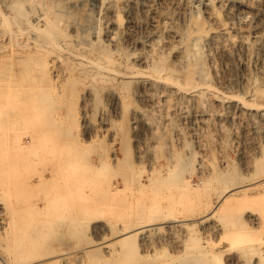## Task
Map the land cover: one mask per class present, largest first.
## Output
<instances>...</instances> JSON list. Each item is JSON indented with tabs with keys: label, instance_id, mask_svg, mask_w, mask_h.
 I'll list each match as a JSON object with an SVG mask.
<instances>
[{
	"label": "rangeland",
	"instance_id": "1",
	"mask_svg": "<svg viewBox=\"0 0 264 264\" xmlns=\"http://www.w3.org/2000/svg\"><path fill=\"white\" fill-rule=\"evenodd\" d=\"M10 1L13 7L7 6ZM57 1L73 5L96 21L99 19L103 31L110 26H106L110 19H119L122 28L128 16L135 14L136 39L129 44L122 41L124 49L131 58L147 54V64L167 58L164 62L175 76H183L184 69L179 67L182 64H178L175 53L187 47L189 34L196 33L197 28L200 31V25L212 26L218 31V23L212 22L209 11L215 9L218 17L226 21L232 38L242 41V45L231 48L227 45L229 38L219 34L216 38L222 42L215 39L209 46L211 53L205 62V76L195 73L194 82L180 76L177 78L180 87L164 83L169 89L160 92L158 88L149 105L133 102V105H142L146 122L142 141L147 151L144 161L137 164L135 137L129 129L130 155L139 168L135 166L126 180L111 169L105 174L91 172L86 181H82L86 183L83 190L57 193L51 176L41 171L51 166L49 153L42 155L37 151L36 155V147L24 150L22 145L15 144L20 153L27 155L24 158L21 154L17 159L11 150L13 157L5 166L10 167V172L0 179V264H264V0H214L216 2H211L208 8L199 4V0H146L147 4H136L132 14L125 0H116V11L112 13L106 9H88L81 0H0V8L9 15L6 20L0 15V44L7 43L6 33L13 27L23 26L26 34L35 31L27 19H34L32 23L38 27L43 23L35 20L38 15L49 9L62 13ZM232 4H235L234 14L228 11ZM14 16H18L17 24ZM82 18H76V28L67 26V30L81 28ZM256 35L260 36L259 41H254ZM159 39H164L162 44ZM222 45L225 50L221 49ZM12 48L15 49V45ZM8 49L10 47L0 48V129L4 131L0 136L9 146L22 137L30 141L40 128L42 111L37 110L32 99L37 88L62 82L51 78L40 81L38 72L43 67L54 75L51 64H4ZM62 66L58 69L63 70ZM204 83L211 84L212 90L204 89ZM193 85L204 92L192 91ZM90 97L78 100L77 107L85 104L87 117L93 119L98 128L104 100ZM163 97L168 99L165 101ZM51 108L56 109L54 105ZM170 110H174L173 113ZM109 135L102 131L92 140L87 136L85 144L93 151L109 143ZM3 150L0 146V162ZM149 175L156 179L155 183L147 179ZM75 217L79 220H74ZM144 221L146 228H138ZM33 225L38 226L39 235L19 239L16 243L13 234L30 233ZM132 230L134 234L128 236ZM29 257L33 258L23 260Z\"/></svg>",
	"mask_w": 264,
	"mask_h": 264
},
{
	"label": "bare ground",
	"instance_id": "2",
	"mask_svg": "<svg viewBox=\"0 0 264 264\" xmlns=\"http://www.w3.org/2000/svg\"><path fill=\"white\" fill-rule=\"evenodd\" d=\"M148 1H146V0H139V1L138 0H125L124 4H125V6L127 5L128 11H131L130 13L132 14V12L134 11V8H135L134 6L136 4H138V3L139 4H145V3L147 4ZM205 1H207V0H205ZM211 2L215 3L216 1L209 0L207 2H201L199 0L198 3L203 4L205 8H208L209 6H207V5H210ZM8 3H9L7 5L8 7L14 6V4L11 1ZM80 3L82 5L84 4L85 6H87L88 9L89 8H92V10L94 8H99V9H103V10L106 9V10L110 11L111 13L115 10V8L118 4V2H116V0H81ZM188 3H190V1ZM56 5L60 7L59 10L62 13H57V12L53 13V10L49 9L45 12V14L38 15L35 18V20H37L38 22H43V23H40L41 25L38 27L32 23L34 19L33 20L27 19L31 25L30 27H32L35 31H33V32L28 31L26 34L25 33L26 28H23V26H18L16 28L13 27L12 29H9V31L6 33L7 38H8L7 43L0 44L1 49L4 46L10 47V49H8L9 51L7 52L8 57L3 59L4 64H43L44 66L46 64H51V68H53V70H54V75L51 76L50 73L47 71V69L45 67H43L38 72V76H40V78H39L40 81L51 78V79L56 80L58 82L59 81L62 82L60 85H57V86L52 84L51 86H48V87H41V86H40V88L36 87L37 91H36V94L32 97V99H35L34 102L36 104L37 110H40L42 112H41V116L39 118L40 119V123H39L40 128L37 129L38 132L36 130V133H34L33 136L29 134L30 136L33 137L31 139V140H33V142H30L31 140L27 141L22 137L23 139L18 138V141L16 140V142H14L13 145L8 146V143L5 141V139L3 138L4 140H2V138L0 136V146L4 147V150H3V156L4 157L2 159V162H0V179H1V177H4L6 173L10 172V167L8 169V167L6 168L5 166L7 164V161L11 157H13L12 154H11L12 156H10L11 150H13L14 156L16 158L18 157L17 159L20 158L19 155H21V154L23 155L24 158L27 155L26 153H24V154L20 153L18 147L15 146V144L22 145L24 150H29L31 147H36V149H35L36 151H34V152H36L35 153L36 155L38 154L37 151L42 155L44 153H46V151L49 153V155H48L49 157H47V158H49L48 163H50L51 166L49 168L45 167L41 171H42L43 175L51 176V178L53 179V181L55 183V190H57L56 191L57 193L58 192L76 193L78 191L83 190L85 188V186L83 184L86 185V183L85 182L83 183L82 181H86L85 178H87L88 175L91 174V172L95 175H98L100 173L105 174L107 169H111V170H113V172H115L114 174H116V175L119 174V175L123 176L125 179L128 174L130 175V173H132L134 171L135 166H137L136 162L134 163L132 161V158L130 155L129 129L133 130L134 134L131 133V135H134V137H135L134 148L136 149V151L138 153V155H137L138 156L137 157L138 163L137 164L142 163L144 161L146 151H147V150L146 151L144 150V146H143L144 144L142 141V140H144V134H145V128H146L145 127L146 122H144L143 117H142V105L144 104L143 102L147 103L146 105H149L148 103L152 102L150 100L153 99L155 92L158 88H159L160 92L167 91L169 88L166 87V85H164V83H166L168 85H170V84L175 85V86L177 85L178 87H180V84H179L178 79H177L180 76L185 77V80H188L191 82L195 81V79H196L195 73H197V72H199L201 75L205 76L206 75L205 62H206V60H208L207 57L211 53V52L209 53V50H210L209 46L214 42L215 39H217L216 37H218L219 34L229 38V39H227L228 40L227 45H229V47H231V48L236 47L238 44L242 45V41H237V40L232 38V34L230 33V30L226 24V21L224 19H222V17H218L215 9L213 11H209V14H211L210 18H211L212 22L218 23L217 24L218 27L216 26L218 28V31H216L215 28L212 26H207L205 28L204 26L200 25L201 26L199 29L200 31H198V28H197L196 33L191 34V35L189 34V36L187 35L188 36L187 47L184 50L175 53L176 55H178L177 58L180 61L178 64H182L179 67L184 69V73H183V76L180 74L178 76H175V74L173 75L172 71L168 68L169 66L164 62L167 58L164 61L155 59V60H153V62L151 64H147L146 63L147 57H148L147 54H140L139 56L136 55L137 56L136 58H131L130 55L128 54V52L124 49L122 41H125L126 43H128V42H132L136 39V32L133 28L138 24V22L135 18L136 16H134L135 14L128 16V19L124 23L122 28L120 27L121 24H120L119 19L115 20L113 18L114 19L113 20V19L109 18L112 21H109V22L107 21L108 23L106 26L110 25L109 27H112V28L107 27V29L105 31H103V30H101V23L99 22V19H98V21H96L94 18L90 17V14L83 15L81 13V11H79L73 5L65 4L62 1H57ZM233 5L235 7V4H232V6L228 8V11L234 14V11H232ZM23 7H25V6H22V8ZM15 9H16V7H15ZM20 9H21V7H20ZM209 9H207V10H209ZM237 9H239V7ZM16 10L20 11L19 9H16ZM24 12H26V11L24 10L23 13ZM11 13H13V12H11ZM18 13L21 15L22 12H18ZM26 13L28 14V12H26ZM19 14H18V16H19ZM0 15L3 17L4 20H6L9 16L1 8H0ZM13 15H14V13H13ZM81 15L84 16V18L80 17ZM27 16H29V15H27ZM17 17H15V16L12 17V18H14L13 20L15 22H16L15 18H17ZM76 18L78 20H79V18L83 19V23H82L81 28H79V29L73 28V30L68 31L67 26L70 28L71 27L76 28V26H75V22L77 21ZM16 24H17V22H16ZM155 26L156 25H154V27ZM189 28H190V26H189ZM158 33H159V31H158ZM239 33H240V31H239ZM243 33H246V32H243ZM171 35H172V33H171ZM5 36L6 35H4V37ZM240 36H243V35H240ZM162 37H161V39H162ZM170 37H169V39H170ZM177 37H176V39H177ZM154 38H155V36H154ZM157 38L158 37H156L155 39H157ZM172 38H173V36H172ZM172 38H171V40H172ZM237 38H239V37H237ZM248 38L249 37H247V39ZM164 39L162 41H164ZM221 39H224V38H221ZM251 39H253V38H251ZM254 39H255L254 41H259L260 36L256 35ZM159 40H157V43ZM174 40H175V38H174ZM153 41H155V40H153ZM162 41L160 40L161 44H162ZM218 41H220V40L217 39V42ZM220 42H222V41H220ZM149 43H151V42H149ZM259 43H258V46H259ZM220 44H222V43H220ZM14 45H15V49L12 48V46H14ZM139 45H141V44H139ZM161 46H159V47H161ZM149 47H151V45ZM156 48H157V46H156ZM182 48H184V47H182ZM244 48H246V47H244ZM135 49H137L136 45H135ZM157 49H156V51H157ZM161 49H166V48H161ZM171 49H172V47H171ZM221 49L225 50L226 47L224 45H222ZM240 49H241V47H240ZM242 49H243V47H242ZM141 50H143V49H141ZM148 50H149V48H148ZM177 50H178V47H177ZM158 51H159V49H158ZM217 51H218V49H217ZM167 52H169V51H167ZM217 53H220V52H217ZM225 53H224V55H225ZM249 53H250V51H249ZM157 54H158V52H157ZM160 54H161V52H160ZM172 54H173V52H172ZM161 55H163V54H161ZM236 55H238V54H236ZM245 55H244V57H245ZM151 56H153V55H150V57ZM164 56H166V55H164ZM210 56H213V55H210ZM224 58H226V57H224ZM159 59H161V58H159ZM226 60H229V59H226ZM137 61L141 62V64H138ZM175 62H176V60H175ZM61 64L63 65L62 66L63 70L58 69V67L61 66ZM169 65H171V64H169ZM226 65H228V62H226ZM9 78H10V76H9ZM182 80H184V79H182ZM8 82H9V80H8ZM83 83H84V85H82ZM200 84L198 83V85H200ZM48 85H50V84H48ZM81 85L83 87L79 88ZM198 85L197 86L193 85L194 87H193L192 91H195L198 94L203 93L204 91H202V89H200L201 87H199ZM201 86H203V85H201ZM191 87H192V85H191ZM7 89H9L8 86H7ZM204 89L212 90V85L208 84V83H206V84L204 83ZM179 90H183V89H179ZM188 91H186L185 93H187ZM7 92H9V91L7 90ZM160 92H159V95H160ZM176 92H178V91H176ZM259 93H261V92H259ZM259 95L261 96V94H259ZM90 96H93V98L95 97L96 99L101 98L104 100V105L101 109V114H100V120H99L100 124L98 123L99 124L98 128L96 127V125L92 121L93 119L91 120L90 118L87 117L86 105L82 103L80 108L77 107V101L78 100H81V99L85 100ZM8 97H9V95H8ZM157 97H159V96H157ZM163 99H164V97H163ZM167 99L168 98H166L164 100L166 101ZM10 101H11V99H10ZM134 101H136L138 103L142 102L141 103L142 105H133ZM86 102H89V101H86ZM154 102H155V99H154ZM7 103H9V100H7ZM52 105H54L56 107V109L51 108ZM62 107L65 108L64 111L61 110ZM146 107H148V106H146ZM28 109H29V107H28ZM156 109H157V107H156ZM45 110H47L46 113H45ZM170 111H172V110H170ZM173 111H172V113H173ZM6 112H8V111L6 110ZM87 114H89V112ZM163 116H164V114H163ZM39 119H37V121ZM7 131H8V129L5 130V132H7ZM102 131H106L108 134L111 135L110 142L107 144H104V145L101 144L100 147L94 149L93 151L91 149H88V146L85 144V139L88 138L87 136H89V138L92 140L93 136L96 137L97 133L100 134ZM0 132L4 133V131L1 129H0ZM104 133L105 132H103V134ZM147 135H149V133ZM174 135H176V134L174 133ZM4 136H6V135H4ZM161 137H163V136H161ZM150 138H148V139H150ZM150 144L152 145V143H150ZM48 153H46V154H48ZM135 154H136V152H135ZM41 158H42V156H41ZM17 159L15 161H17ZM26 159H27V157H26ZM152 159H154V158H152ZM12 160H11V162H13ZM5 161H6V163H5ZM27 161H28V159H27ZM27 161H26V163H27ZM34 162H35V160H34ZM40 163H41V161H40ZM149 163H150V161H149ZM15 164L17 165L16 162H15ZM41 164H43V163H41ZM41 164H40V166H42ZM31 165H33V164H31ZM12 167L15 168L14 166H12ZM140 167H142V166H140ZM15 169H17V168H15ZM156 169H157V166H156ZM157 170H160V169L158 168ZM177 171H179V170H177ZM155 172H156V170H155ZM174 174H173V176H174ZM145 175H147V174H145ZM173 176H172V178H173ZM147 179H150V181L155 180L154 183L156 182V179H154V177L152 179V177L150 175H149V178H147ZM147 179H146V177L144 178L145 181H147ZM158 179H160V178H158ZM162 179H164V178H161L160 181H162ZM145 181L143 183L144 187H145ZM146 184H149V182ZM141 185H142V183H141ZM112 187L114 188L115 186H112ZM153 187H155V185L151 186L150 188L152 189ZM95 188L99 189V187L98 188L95 187ZM119 190H122V188L120 187ZM229 190H231V189H229ZM229 190L227 189L228 192H229ZM130 216H132V215H130ZM74 220L78 221L79 218L75 217ZM169 222H171V221H169ZM169 222H166V223H169ZM149 223H151V221ZM137 224H139V223H137ZM140 224H139V226H137L138 228H143V227L146 228V224H147L146 222H145V224H143V223L141 225ZM21 227H25V226H21ZM147 227H149V226L147 225ZM15 228H18V226L17 227L15 226ZM33 229L34 230L30 233H28V232L27 233L17 232L15 234H13L14 235L13 237H15L16 243H18L20 241L19 239L29 238L32 236L36 237L37 235H39V233L37 231L38 226L33 225ZM133 229H135V228H133ZM128 231L129 230H127V232ZM127 234H128V236H132V234H134V231L132 230ZM133 244L134 243H132V246H133ZM90 247H92V245ZM20 251H21V249H20ZM29 252H31V251H29ZM63 254L64 253H62V255ZM31 258H33V257H29V258H26L23 260L24 261L30 260ZM0 261H1V259H0ZM2 264H4V262ZM197 264H199V263H197Z\"/></svg>",
	"mask_w": 264,
	"mask_h": 264
}]
</instances>
